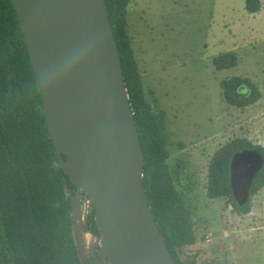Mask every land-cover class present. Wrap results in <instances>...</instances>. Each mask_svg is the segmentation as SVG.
<instances>
[{"label": "trees", "instance_id": "1", "mask_svg": "<svg viewBox=\"0 0 264 264\" xmlns=\"http://www.w3.org/2000/svg\"><path fill=\"white\" fill-rule=\"evenodd\" d=\"M119 50L129 100L144 153L143 184L148 202L177 264H192L179 251L195 242L188 208L175 187L167 159L169 151L161 121L144 93L142 76L128 33L131 0H106ZM248 13L261 0H245ZM234 51L213 58L217 70L237 66ZM226 101L238 108L261 98L250 77L220 81ZM254 155L262 164L252 177L250 196L239 202L233 192V161ZM264 188V145L237 136L212 155L207 196L226 199L234 212L252 210V197ZM69 175L58 164L43 109L42 89L33 68L18 13L12 0H0V264H84L74 235ZM87 230L99 236L92 206Z\"/></svg>", "mask_w": 264, "mask_h": 264}, {"label": "rangeland", "instance_id": "2", "mask_svg": "<svg viewBox=\"0 0 264 264\" xmlns=\"http://www.w3.org/2000/svg\"><path fill=\"white\" fill-rule=\"evenodd\" d=\"M248 13L245 0H131L128 33L145 98L161 121L167 163L184 200L196 240L179 251L192 264H264V188L252 210L234 212L226 199L207 196L214 152L241 136L264 145V0ZM234 51L237 66L217 70L213 58ZM250 77L261 90L254 104H229L220 81ZM248 178L255 169L248 161ZM74 233L81 259L102 258V238L80 224Z\"/></svg>", "mask_w": 264, "mask_h": 264}, {"label": "water", "instance_id": "3", "mask_svg": "<svg viewBox=\"0 0 264 264\" xmlns=\"http://www.w3.org/2000/svg\"><path fill=\"white\" fill-rule=\"evenodd\" d=\"M12 2L41 85L58 164L75 187L69 191L73 231L77 224L85 230L93 206L105 264H177L143 184L144 153L107 1ZM249 158L255 164L250 178ZM261 164L254 155L235 157L232 187L239 202L250 196ZM81 192L91 204L85 214ZM101 261L94 251L89 264Z\"/></svg>", "mask_w": 264, "mask_h": 264}, {"label": "built area", "instance_id": "4", "mask_svg": "<svg viewBox=\"0 0 264 264\" xmlns=\"http://www.w3.org/2000/svg\"><path fill=\"white\" fill-rule=\"evenodd\" d=\"M81 201H82V212L85 214L86 211L88 210V207L91 204H90L89 197L85 193H83V192H81Z\"/></svg>", "mask_w": 264, "mask_h": 264}, {"label": "crops", "instance_id": "5", "mask_svg": "<svg viewBox=\"0 0 264 264\" xmlns=\"http://www.w3.org/2000/svg\"><path fill=\"white\" fill-rule=\"evenodd\" d=\"M238 61H239V60H238ZM232 68H233V67H232ZM227 69H229V68H227ZM223 70H224V69H223ZM183 248H184V247H183ZM183 248H182V249H183Z\"/></svg>", "mask_w": 264, "mask_h": 264}]
</instances>
